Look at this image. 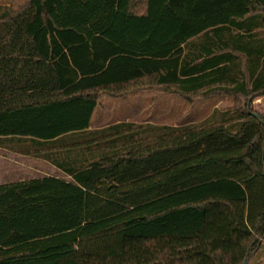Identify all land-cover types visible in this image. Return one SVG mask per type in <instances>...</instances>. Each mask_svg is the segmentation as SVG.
Masks as SVG:
<instances>
[{
	"label": "trees",
	"instance_id": "obj_1",
	"mask_svg": "<svg viewBox=\"0 0 264 264\" xmlns=\"http://www.w3.org/2000/svg\"><path fill=\"white\" fill-rule=\"evenodd\" d=\"M221 87L264 94V0L0 7V140L71 178L0 184V264L248 261L264 240L263 116L90 130L102 93Z\"/></svg>",
	"mask_w": 264,
	"mask_h": 264
},
{
	"label": "rangeland",
	"instance_id": "obj_2",
	"mask_svg": "<svg viewBox=\"0 0 264 264\" xmlns=\"http://www.w3.org/2000/svg\"><path fill=\"white\" fill-rule=\"evenodd\" d=\"M26 1L0 0V7H11L15 10ZM137 8L140 12L144 10L141 3ZM144 91L148 93L142 99L138 94ZM144 91L117 98L102 93L90 130H99L121 122L143 127L221 124L231 122L237 113L245 111L264 117V94L244 98L221 87L198 93L189 101L177 93H166L160 89ZM151 92L158 93V98L152 96ZM34 150L29 140L1 139L0 184L50 176L71 181L69 176L49 161L36 157ZM244 264H264V240Z\"/></svg>",
	"mask_w": 264,
	"mask_h": 264
},
{
	"label": "crops",
	"instance_id": "obj_3",
	"mask_svg": "<svg viewBox=\"0 0 264 264\" xmlns=\"http://www.w3.org/2000/svg\"><path fill=\"white\" fill-rule=\"evenodd\" d=\"M147 93L148 92H140L138 95H140V97L142 96V99L145 97V95H147ZM151 94H153L152 96H157V98H158V93L157 94H154L153 92H151ZM139 98V97H138ZM142 104V103H141ZM142 105H144V104H142ZM98 107V106H97ZM96 110H97V108H96ZM96 110H95V112H96ZM95 112H94V115H95ZM94 115H93V117H94ZM93 117H92V121H91V126H90V129H92V122H93ZM122 123V122H121ZM52 177H56V176H52ZM60 178V177H59ZM64 179V178H63ZM69 181V180H68ZM11 183H13V182H11ZM3 184H6V183H3Z\"/></svg>",
	"mask_w": 264,
	"mask_h": 264
},
{
	"label": "water",
	"instance_id": "obj_4",
	"mask_svg": "<svg viewBox=\"0 0 264 264\" xmlns=\"http://www.w3.org/2000/svg\"><path fill=\"white\" fill-rule=\"evenodd\" d=\"M256 115V114H255Z\"/></svg>",
	"mask_w": 264,
	"mask_h": 264
}]
</instances>
